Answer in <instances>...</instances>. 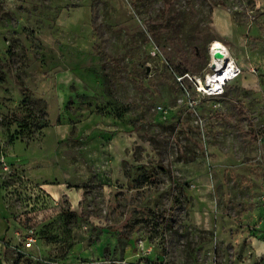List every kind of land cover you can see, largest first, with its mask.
I'll list each match as a JSON object with an SVG mask.
<instances>
[{"label": "rangeland", "instance_id": "rangeland-1", "mask_svg": "<svg viewBox=\"0 0 264 264\" xmlns=\"http://www.w3.org/2000/svg\"><path fill=\"white\" fill-rule=\"evenodd\" d=\"M263 183L264 0H0V264H264Z\"/></svg>", "mask_w": 264, "mask_h": 264}, {"label": "bare ground", "instance_id": "bare-ground-1", "mask_svg": "<svg viewBox=\"0 0 264 264\" xmlns=\"http://www.w3.org/2000/svg\"><path fill=\"white\" fill-rule=\"evenodd\" d=\"M216 51H220L223 57L215 58L213 53ZM209 53L211 63L215 65V69L212 68V72L204 77V79H196L194 77L192 79L197 83L199 89L205 88L210 92L218 93L222 85H226L236 76V65L228 49L218 40L211 42Z\"/></svg>", "mask_w": 264, "mask_h": 264}, {"label": "built area", "instance_id": "built-area-1", "mask_svg": "<svg viewBox=\"0 0 264 264\" xmlns=\"http://www.w3.org/2000/svg\"><path fill=\"white\" fill-rule=\"evenodd\" d=\"M236 75L238 74V67L236 66ZM186 77H189L188 75H184V76H179L178 77V80H180V82H182L183 79H185ZM189 79L193 82L194 86H195V92H196V95L199 96V97H206V96H215V95H219V94H222L224 92V85H222V87L220 88V91L217 93L215 92H210L209 90L205 89V88H202V89H199L197 83L192 79V77H189ZM262 199H264V193L262 195ZM34 234V231L32 229H28L25 233L26 235V238L27 240H32V235Z\"/></svg>", "mask_w": 264, "mask_h": 264}, {"label": "crops", "instance_id": "crops-1", "mask_svg": "<svg viewBox=\"0 0 264 264\" xmlns=\"http://www.w3.org/2000/svg\"><path fill=\"white\" fill-rule=\"evenodd\" d=\"M262 189H263L262 192H264V183H263ZM246 250H248L247 252H249V259L248 260L251 262H255L257 260L256 259L257 256L262 257V258L264 257V245L259 247L258 250H256L252 246L247 247Z\"/></svg>", "mask_w": 264, "mask_h": 264}, {"label": "water", "instance_id": "water-1", "mask_svg": "<svg viewBox=\"0 0 264 264\" xmlns=\"http://www.w3.org/2000/svg\"><path fill=\"white\" fill-rule=\"evenodd\" d=\"M213 56L215 58H221L223 57V54L220 51H216L215 53H213ZM211 68L215 69V65L213 63L210 64Z\"/></svg>", "mask_w": 264, "mask_h": 264}]
</instances>
